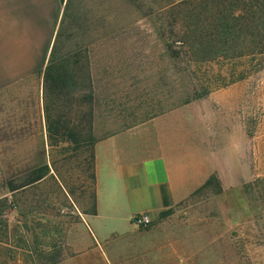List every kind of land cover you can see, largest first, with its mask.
<instances>
[{"label":"rangeland","instance_id":"374dc122","mask_svg":"<svg viewBox=\"0 0 264 264\" xmlns=\"http://www.w3.org/2000/svg\"><path fill=\"white\" fill-rule=\"evenodd\" d=\"M180 1H63L61 42L87 55L90 78L60 102L74 125L91 117L77 144L49 143L39 82L0 91V264H130L123 240L110 262L89 242L92 141L155 115L166 118L176 151L214 178L138 227L159 231L155 264H264V67L194 99L220 71L167 48Z\"/></svg>","mask_w":264,"mask_h":264},{"label":"crops","instance_id":"0c3cea01","mask_svg":"<svg viewBox=\"0 0 264 264\" xmlns=\"http://www.w3.org/2000/svg\"><path fill=\"white\" fill-rule=\"evenodd\" d=\"M61 13V0H0V91L17 92L33 81L42 95V71ZM165 121L155 116L93 145L95 214L85 223L93 251L107 262L113 254L117 259L123 240L126 261L155 264L159 231L138 228L131 218L168 209L207 180L206 165L202 174L200 160L176 151Z\"/></svg>","mask_w":264,"mask_h":264},{"label":"trees","instance_id":"16d2710c","mask_svg":"<svg viewBox=\"0 0 264 264\" xmlns=\"http://www.w3.org/2000/svg\"><path fill=\"white\" fill-rule=\"evenodd\" d=\"M63 1L61 0L62 3ZM63 13L42 71L43 114L50 144H77L81 138L78 126L84 123L89 128L91 117L83 114L84 119L74 125L68 112H62L64 106L60 102L71 101L72 96L83 90L85 85L80 84L81 80L90 87L88 58L86 54L81 56L64 50L61 42L64 35ZM170 15L172 29L179 32H175V39H172L173 42L167 48L182 47L190 54L191 63L214 62L219 67L220 77L217 81L201 83L202 93L193 97L194 99L241 81L264 67V0H182ZM171 57L177 58L175 51ZM89 140L91 142L92 138L89 137ZM95 142L96 140L92 141V163ZM42 177L43 174H37L28 184L37 182ZM212 179L214 178H207L196 191L208 187ZM92 180L94 183V173ZM9 189L14 190L13 186ZM94 214L93 196L90 215Z\"/></svg>","mask_w":264,"mask_h":264},{"label":"built area","instance_id":"2783aa9c","mask_svg":"<svg viewBox=\"0 0 264 264\" xmlns=\"http://www.w3.org/2000/svg\"><path fill=\"white\" fill-rule=\"evenodd\" d=\"M150 221V216L147 214H137L131 218V222L136 227H146L148 224H150Z\"/></svg>","mask_w":264,"mask_h":264}]
</instances>
